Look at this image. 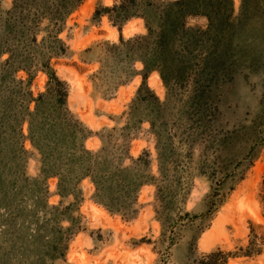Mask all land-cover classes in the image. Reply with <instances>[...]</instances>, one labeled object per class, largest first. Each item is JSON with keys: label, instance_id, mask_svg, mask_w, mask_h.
I'll use <instances>...</instances> for the list:
<instances>
[{"label": "rangeland", "instance_id": "374dc122", "mask_svg": "<svg viewBox=\"0 0 264 264\" xmlns=\"http://www.w3.org/2000/svg\"><path fill=\"white\" fill-rule=\"evenodd\" d=\"M118 1L83 0L56 33L48 19L27 27L14 0H0V264H195L219 250L228 264H264V23L245 21L233 0L225 62L207 80L186 70L166 85L158 71L108 51L121 33L97 12ZM188 23L206 30L209 21ZM146 33L135 19L122 35ZM55 36L65 49L44 69L37 56H51ZM48 71L66 83L63 109L85 129L75 148L125 142L130 157L149 153L132 218L98 203L90 178L67 165L74 147L50 129L51 97L31 133ZM144 82L160 114L153 99L133 110Z\"/></svg>", "mask_w": 264, "mask_h": 264}, {"label": "trees", "instance_id": "16d2710c", "mask_svg": "<svg viewBox=\"0 0 264 264\" xmlns=\"http://www.w3.org/2000/svg\"><path fill=\"white\" fill-rule=\"evenodd\" d=\"M82 2L83 0H14L12 11L21 12V17L27 27L28 24L36 27L42 20L48 19L50 24L57 28L56 33H58L60 24ZM25 11L30 13L23 15ZM242 12L245 15V21H252L259 16L264 23V0H242ZM98 14L108 16L113 26L117 27L121 33L120 42L113 44L108 51L119 55L120 60L124 61L128 67L140 61L143 63V71L146 74L158 71L166 85L171 80H178L186 70H191V73L197 71L196 74L200 77L198 82L206 76L207 80L208 74H211L218 64L225 62L226 54L219 55L220 47L223 44L224 48L227 46L225 41L231 38L230 31L234 27L233 0H166L164 2L120 0L112 7L103 9L102 13L97 12ZM197 16L208 18L209 24L206 30L188 26L190 17ZM135 19L144 20L147 33L125 39L122 35L123 28ZM55 39L57 46L51 47V56L48 59L42 54L37 56V60L44 69L51 70V58L64 52V43L57 39V36ZM47 73L51 84L48 94L40 96L36 112L31 114L33 116L31 133H34L33 125L36 124V119L40 115V103L51 97L54 101L50 115V129L51 131L56 130L57 133L60 132V137L64 140L69 139L70 146L74 147L73 139L85 129L79 121L74 120V117H69L63 109L68 98L66 83L60 81L55 73H50V71ZM144 90L146 94L142 95ZM151 99L157 102L151 107L157 114H160L162 111L160 100L146 87V82H144L136 101L133 102V110L139 107L137 102L151 103ZM103 143L104 146L98 151L89 150L84 145L81 148L74 147L69 150L68 154L63 155L64 160L70 168H77L80 178H90L95 187L94 197L98 203L111 213L132 218L135 214L133 206L138 200L137 193L143 183L149 180L145 175L149 162H144L145 157H149V153L144 152L135 159L130 157V147L125 142L111 147V150L107 141ZM127 158L131 160L129 166H125ZM162 192H164L163 187H158V193ZM163 209L165 211V208ZM171 233L170 240L174 243L177 232L173 226ZM228 263V255L220 250L204 254L195 261V264Z\"/></svg>", "mask_w": 264, "mask_h": 264}]
</instances>
